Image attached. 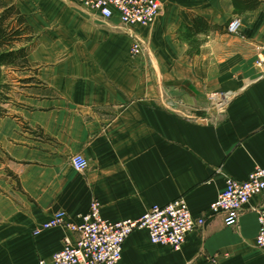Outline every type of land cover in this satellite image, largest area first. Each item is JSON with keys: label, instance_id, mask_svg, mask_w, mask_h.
Wrapping results in <instances>:
<instances>
[{"label": "crops", "instance_id": "crops-1", "mask_svg": "<svg viewBox=\"0 0 264 264\" xmlns=\"http://www.w3.org/2000/svg\"><path fill=\"white\" fill-rule=\"evenodd\" d=\"M1 1L25 16L33 39L27 66L16 70L28 72L23 89L0 115V264H52L64 237L73 243L76 234L32 231L57 210L79 222L96 200L115 221L176 197L205 217L202 228L174 250L136 229L117 264H205L215 254L219 264H264L254 239L264 192L234 225L209 211L226 176L243 181L264 167V73L256 65L264 63V0L238 15L232 0H159L150 27L122 25L76 0ZM195 16L207 26L189 38ZM234 16L237 35L226 30ZM212 92L227 97L217 98L224 113ZM75 153L87 158L84 171L73 168Z\"/></svg>", "mask_w": 264, "mask_h": 264}, {"label": "built area", "instance_id": "built-area-1", "mask_svg": "<svg viewBox=\"0 0 264 264\" xmlns=\"http://www.w3.org/2000/svg\"><path fill=\"white\" fill-rule=\"evenodd\" d=\"M83 6L97 10L104 18L109 19L118 15L122 25L152 26L160 15L161 2L159 0H76ZM242 27L238 16L232 17L226 26L230 34H239ZM141 52V42L135 40L131 46L134 55ZM256 65L262 68V59L256 60ZM214 109L219 113L225 112L217 100L216 92L209 95ZM168 108L175 109L177 103L169 99ZM70 162L76 171H84L88 166L87 158L79 153L70 156ZM225 187L215 201L209 205L211 215L223 214L224 224L234 225L244 207L250 199L258 193L264 192V167L257 166L243 181L231 176L225 177ZM99 201H92L85 214H78L80 221H71L64 210H57L50 218L33 229L39 234L44 229L61 226L76 234L73 243L67 237L63 239V247L52 254V264H117L121 259L124 240L136 229H146L149 239L155 244L179 249L185 242L188 232L202 228L205 217L194 216L190 212L186 200L176 197L167 204H154L146 209L139 218L120 219L110 221L100 215ZM258 230L255 245L264 252V204L256 209ZM205 264H219L218 255L208 256Z\"/></svg>", "mask_w": 264, "mask_h": 264}, {"label": "trees", "instance_id": "trees-1", "mask_svg": "<svg viewBox=\"0 0 264 264\" xmlns=\"http://www.w3.org/2000/svg\"><path fill=\"white\" fill-rule=\"evenodd\" d=\"M235 14H240L247 9H252L259 4V0H232ZM192 27L188 28L186 36L189 38L199 30H205V21L195 16ZM192 35V36H191ZM33 39L32 31L26 24V18L19 9L10 3L0 0V88L4 87L3 79L6 70H24L27 66L26 55ZM192 49L196 51L197 43L191 40ZM5 94L0 89V115L5 113L3 102Z\"/></svg>", "mask_w": 264, "mask_h": 264}, {"label": "rangeland", "instance_id": "rangeland-1", "mask_svg": "<svg viewBox=\"0 0 264 264\" xmlns=\"http://www.w3.org/2000/svg\"><path fill=\"white\" fill-rule=\"evenodd\" d=\"M22 72V71H21ZM28 72L20 73L16 70H6L3 75H5L3 79L4 87H1V91L5 94L6 99L4 102L6 103L7 112L11 113V107L16 103L18 99V93L22 91L25 78L24 75H27Z\"/></svg>", "mask_w": 264, "mask_h": 264}, {"label": "bare ground", "instance_id": "bare-ground-1", "mask_svg": "<svg viewBox=\"0 0 264 264\" xmlns=\"http://www.w3.org/2000/svg\"><path fill=\"white\" fill-rule=\"evenodd\" d=\"M216 96L218 99L225 100V101L227 100V97L224 96L223 94H216Z\"/></svg>", "mask_w": 264, "mask_h": 264}]
</instances>
